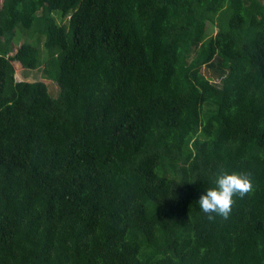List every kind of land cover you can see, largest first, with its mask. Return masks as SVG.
<instances>
[{
  "label": "trees",
  "instance_id": "trees-1",
  "mask_svg": "<svg viewBox=\"0 0 264 264\" xmlns=\"http://www.w3.org/2000/svg\"><path fill=\"white\" fill-rule=\"evenodd\" d=\"M0 264H264V0H2Z\"/></svg>",
  "mask_w": 264,
  "mask_h": 264
},
{
  "label": "clouds",
  "instance_id": "clouds-1",
  "mask_svg": "<svg viewBox=\"0 0 264 264\" xmlns=\"http://www.w3.org/2000/svg\"><path fill=\"white\" fill-rule=\"evenodd\" d=\"M250 188L251 182L247 175L221 171L216 175L213 186L199 197V208L210 218L213 214L226 218L231 213L233 197L245 195Z\"/></svg>",
  "mask_w": 264,
  "mask_h": 264
},
{
  "label": "rangeland",
  "instance_id": "rangeland-1",
  "mask_svg": "<svg viewBox=\"0 0 264 264\" xmlns=\"http://www.w3.org/2000/svg\"><path fill=\"white\" fill-rule=\"evenodd\" d=\"M2 0H0V3ZM58 13V12H56ZM217 27L213 25L212 23L208 22L207 23V31L210 34H215L217 32ZM32 41L39 46H43V38L36 36L35 38H30V34L28 33H22L21 35H17L14 42L15 44L19 45L21 42H29ZM14 67H15V78L16 80H29V81H35V80H42L43 77V72L42 69H31V68H26L21 65L19 61H14ZM46 82L48 83L49 89L51 91H54L55 93L58 92V86L56 85V81L53 79H48L45 78ZM55 81V82H54Z\"/></svg>",
  "mask_w": 264,
  "mask_h": 264
}]
</instances>
